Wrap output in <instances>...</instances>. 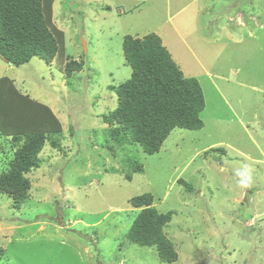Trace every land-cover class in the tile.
<instances>
[{
  "label": "rangeland",
  "instance_id": "obj_1",
  "mask_svg": "<svg viewBox=\"0 0 264 264\" xmlns=\"http://www.w3.org/2000/svg\"><path fill=\"white\" fill-rule=\"evenodd\" d=\"M202 3L199 16L194 1L184 9L180 0L46 1L63 41L51 63L35 57L13 67L21 70L15 88L46 102L31 98L52 108L63 132L25 173L23 196L0 190V264H264V0ZM151 32L199 80L206 107L202 128L177 127L148 154L109 137L116 126L104 117L118 106L114 87L132 73L124 36ZM70 62L82 68L66 77ZM34 114L28 120L39 126ZM133 160L143 169L134 172ZM143 193L173 212L164 231L174 262L127 237L139 213L130 200Z\"/></svg>",
  "mask_w": 264,
  "mask_h": 264
},
{
  "label": "trees",
  "instance_id": "obj_2",
  "mask_svg": "<svg viewBox=\"0 0 264 264\" xmlns=\"http://www.w3.org/2000/svg\"><path fill=\"white\" fill-rule=\"evenodd\" d=\"M46 1L0 0V56L10 65L19 67L35 57L51 63L57 55L63 37L49 27ZM123 49L132 73L128 80L114 87L118 106L104 117L105 122L116 126L110 130L109 137L118 143L138 144L144 152L153 154L161 149L173 129L203 127L201 112L206 101L201 84L196 77L184 74L161 36L154 32L142 37L125 35ZM75 68L81 69L82 65L68 63L64 75L68 77ZM4 81L10 84V88ZM15 93L17 95L13 98ZM33 104L36 107L33 108ZM6 112L16 116L35 113L39 126L31 118L28 123L20 120L24 123L20 122L17 127L11 124L14 119L4 117ZM29 123L36 128L25 127L24 124ZM61 125L47 105L20 94L9 78L0 79V133L12 135L14 146L19 139L23 142L14 150L9 171L0 178L1 191L16 199L27 192L30 181L25 173L40 166L39 152L48 138L53 139L52 145H59L54 139H57L56 135H62ZM107 147L114 150L111 144ZM133 161L134 172L143 169L140 162ZM130 202L139 213L128 231L129 241L140 246H154L164 262L176 261L177 248L164 231L173 212L159 211L151 193L134 196Z\"/></svg>",
  "mask_w": 264,
  "mask_h": 264
},
{
  "label": "crops",
  "instance_id": "obj_3",
  "mask_svg": "<svg viewBox=\"0 0 264 264\" xmlns=\"http://www.w3.org/2000/svg\"><path fill=\"white\" fill-rule=\"evenodd\" d=\"M187 0H180V2H181V7H182V9H184L186 6H188V4H190V2H195V3H197L198 2V6H197V13L199 14V16H200V14H201V12H203V10H204V4L202 3V1L203 0H189V2L188 3H185ZM197 14V15H198ZM176 29H177V27H175ZM178 30V29H177ZM162 38V37H161ZM185 40V39H184ZM185 42L187 43V41L185 40ZM188 44V43H187ZM188 46H189V49L192 51V52H194L193 51V49H192V47L188 44ZM171 52V51H170ZM172 54V53H171ZM172 57H173V55H172ZM34 59V58H33ZM33 59L30 61V62H28V63H26V64H30L32 61H33ZM26 64H24V65H22V66H19V67H23V66H25ZM33 64H36V62L35 63H33ZM33 64H31V66L33 65ZM13 67H18V66H13V65H10L9 63H7L5 60H3L2 59V57L0 56V79L1 78H4V77H7V78H9V81H11V83L15 86V85H17V81H18V77L20 76V71L21 70H16V69H14ZM7 72H10L11 73V75H9ZM187 76V75H186ZM4 84H5V86L6 87H9L10 88V84L8 83V82H3ZM18 87V86H17ZM26 93V92H25ZM5 94V96H6V92L4 93ZM24 94V93H23ZM27 95V94H26ZM28 96V95H27ZM30 98H32V99H36V100H38V101H40V102H43V101H41L40 99H38V98H35V96H33V95H30L29 96ZM43 103H46V102H43ZM51 108V107H50ZM52 109V108H51ZM53 111V110H52ZM54 113V112H53ZM4 115V117H8L9 119H14L15 120V122H12L11 124H13V125H15V126H18V124L21 122V123H24V122H22V121H26V119H27V122L26 123H28V114H20L19 116L17 115L16 116V114H8L7 112L6 113H4L3 114ZM2 117V116H1ZM30 117V116H29ZM18 120V121H17ZM20 120H22V121H20ZM11 138V137H10ZM11 145H12V147L14 146V141L12 140V139H9V136H3L1 133H0V161H1V159H3V156L6 158L7 157V154H6V149L10 146L11 147ZM11 147V148H12ZM12 149H14V147L12 148Z\"/></svg>",
  "mask_w": 264,
  "mask_h": 264
}]
</instances>
